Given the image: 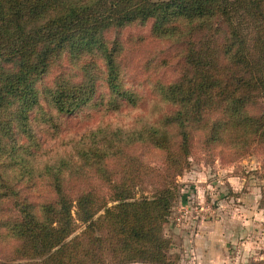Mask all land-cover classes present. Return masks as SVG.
<instances>
[{"label":"trees","instance_id":"obj_1","mask_svg":"<svg viewBox=\"0 0 264 264\" xmlns=\"http://www.w3.org/2000/svg\"><path fill=\"white\" fill-rule=\"evenodd\" d=\"M150 18L152 36L169 41L179 64L176 77L156 88L171 110L139 129L84 133L74 141L73 163V156L37 160L40 145L28 126L35 79L54 56L80 58L83 81H58L48 92L57 111L70 112L95 92L96 61L81 56L97 54L115 91L122 47L105 34ZM13 60L15 70L0 68V195L5 190L1 197L11 206L0 227L18 244L0 264H168L162 224L179 195L175 179L187 167L195 132L207 145L240 153L264 126V114L251 110L264 96V0H0V62ZM138 146L159 150L161 169L147 164ZM9 169L15 177L47 179L53 197L21 196L13 181L1 179ZM67 176L84 186L68 192ZM146 183L150 194L140 190Z\"/></svg>","mask_w":264,"mask_h":264},{"label":"rangeland","instance_id":"obj_2","mask_svg":"<svg viewBox=\"0 0 264 264\" xmlns=\"http://www.w3.org/2000/svg\"><path fill=\"white\" fill-rule=\"evenodd\" d=\"M154 21L151 18L138 19L106 32L109 42L117 39L122 47L117 58L119 88L115 91L105 81L103 64L97 59L98 55L85 53L81 56L83 60L93 58L96 61L90 70L94 76L95 92L89 100L70 112L57 111L48 92L58 81H83L79 69L81 59L78 57L79 60L74 62L77 58H69L67 53L53 57L47 70L35 79L34 88L38 90V97L28 110V126L40 145L37 160L43 162L58 156L72 157L74 141L88 131L98 128L104 129L103 132L139 129L171 110L156 88L160 83L176 77L179 64L173 57L174 47L169 41L152 36ZM16 65L15 60L0 62V68L7 71L15 70ZM251 110L256 115L264 114V96ZM202 137L201 132H195L187 167L175 179L179 195L162 224V234L169 240L168 264L264 261V206L261 204L264 126L259 128L256 140L240 153L221 143L207 145L202 142ZM19 138L25 144L30 141L27 133L20 132ZM136 151L137 154L142 153L147 164L161 169L162 154L159 150H145V146H138ZM76 160V156L71 158L72 163ZM33 166L39 167L40 164L35 160ZM22 176L15 177L9 169L1 179L13 181L19 194L32 202L53 197L47 179H40L37 174ZM67 177L64 185L68 192L73 190L75 194L76 189L84 186L83 182L74 181L73 176ZM142 186L139 188L146 194L153 190L149 183ZM3 192L5 190L0 195V223L8 224L6 218L10 217L11 206L8 199H2ZM196 222H206L208 226L202 229H206L207 233L212 232V225L216 224L213 246L217 250L220 247L224 258L216 252L214 257H210L211 263H207L194 253V237L200 233L198 225L194 226ZM3 234L4 229L0 227V258L8 259L13 256L18 243Z\"/></svg>","mask_w":264,"mask_h":264},{"label":"crops","instance_id":"obj_3","mask_svg":"<svg viewBox=\"0 0 264 264\" xmlns=\"http://www.w3.org/2000/svg\"><path fill=\"white\" fill-rule=\"evenodd\" d=\"M196 225H198L200 233L197 235V237H194V245H192L194 253L201 257V259L203 258V261H207V263H211L210 257H214V255H216V252H218L224 258V254L222 253V251H220V247H218L219 249L217 250V248H214L213 246L214 240L216 239V236H213V234L215 233V229L217 228L215 226L216 224L212 225V232L209 233H207L206 229H202L208 226L206 222H196L194 226Z\"/></svg>","mask_w":264,"mask_h":264}]
</instances>
